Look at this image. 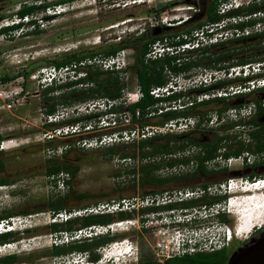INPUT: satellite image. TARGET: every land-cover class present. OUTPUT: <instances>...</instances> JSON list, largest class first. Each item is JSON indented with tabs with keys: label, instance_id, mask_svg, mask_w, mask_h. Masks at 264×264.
Returning a JSON list of instances; mask_svg holds the SVG:
<instances>
[{
	"label": "rangeland",
	"instance_id": "1",
	"mask_svg": "<svg viewBox=\"0 0 264 264\" xmlns=\"http://www.w3.org/2000/svg\"><path fill=\"white\" fill-rule=\"evenodd\" d=\"M53 1L55 0H0V27L11 24L12 21H17L18 18H16L15 12L23 4L32 2L39 4ZM173 1L175 0H145L143 3L132 4V0H74L70 3L61 5L62 8L59 12L47 9L45 11L46 14H38L39 20L36 24H25L22 29H19L11 35L5 36L0 34V138L4 144L7 143L3 146L4 149L2 150L3 153L0 155V158L4 162V171L2 174L11 180L10 184L0 186V213L31 208L34 207V203L36 202L45 199L55 200L57 197L64 195H67V198L70 200L78 198L80 200L77 201L84 204H96L98 202L107 201L108 199H117L127 194H133V192L128 191L127 188L132 181L138 179V174L131 172V170L137 169L140 164L138 156L130 157V159H122L118 155H109L106 148L111 145L120 144L124 148L123 151L131 153L134 151V146H132V144L138 141L137 138L131 137L130 139H125L120 142L112 144L107 143L99 146H93L94 143L87 141L94 137L109 134L115 130L130 128L132 132L140 128L138 123L135 124L132 122L130 114L125 111L126 106L135 101L136 98V77L132 69L128 67L127 73L123 74V76H127V80H124L125 87L123 89L122 98L120 99V106H122V109L118 108L116 110L118 120H116L114 127L98 128V125H95V128L90 129L88 132L81 130L80 133L75 135L53 136L52 138H45L44 133L50 132L52 128L57 126L49 125L48 117L43 106L44 99L42 88L34 76L41 68L47 67L49 64L51 65V60L60 58L67 52L77 51L86 53L90 50L118 43L125 38L124 36L129 33V30L131 31L143 26V23L147 21L148 18L167 17L168 21H174L176 20L174 18L189 16L191 14L192 11L190 12L187 8V5L191 3H186L184 0L171 3ZM195 1L200 2V0ZM124 2L128 3V6L124 7ZM255 2L260 3L261 1ZM195 8L196 11H198L196 6ZM54 14H56L55 17L50 20L41 18V15L49 16ZM24 23H26V20ZM168 32L173 33L176 32V30H169ZM151 34L153 33L151 32ZM133 38L134 35L128 39ZM175 39L177 38L175 37ZM156 43L157 41L152 44V47L157 46ZM263 46L264 45L258 47L257 51L262 53ZM122 52H124L128 58V66H131L134 62V51L127 48L123 49ZM252 52L254 51L251 47L244 51L245 54ZM23 69L31 70L27 77L24 76L23 78L17 76L9 81H3L1 79L5 74L14 76ZM262 70L261 72H263L264 75V68H262ZM209 74L210 71H208V69H199L192 77L196 83L194 85L198 86L199 80L209 82H203V84H210L213 80L210 81ZM219 75H221L220 72ZM232 77L233 76L226 75L221 78ZM174 79L177 78L174 76L170 78V80ZM73 88L81 87L75 86L63 90L66 92ZM217 89L219 88L213 87L212 91L214 92ZM192 96L196 98V102L199 101V93H192L189 99H191ZM252 97L253 92L251 95L243 98L244 101H242V105L247 104L246 106H252L255 103L249 101ZM262 99H264V96H261L260 100ZM232 101L233 99L230 98L227 99L226 103H210L193 110L198 111L199 114L203 112L207 114L210 112L211 116L206 126H204V124L201 125V128L192 133L191 137H199V131L204 130V134H206L205 131H210L211 129L212 131L210 132L217 133L218 135H236L237 139L241 141L244 140V138H246L245 142L249 141L248 133L252 129L251 125L240 124L232 128L229 127V125L232 122H239L240 120L247 121L253 117L254 113L251 111L252 114L248 112L244 115H234L233 111H229L231 109L229 104ZM6 102H9L10 106H7ZM87 102L88 101L85 103H73L72 107L59 103L56 110L58 113H64V119L62 120L72 119L76 116L86 114L87 111L92 109L93 113L91 114H96L94 113L97 112L95 111L96 109L87 107ZM73 106L77 108L74 111H72V109H74ZM97 106L100 107V109H104L101 102ZM220 109H223L221 113L218 111ZM147 117L149 118L150 126H155V122L159 119L156 114H147ZM97 118L98 116H94L90 119L78 121L76 124L80 123L79 125L81 126V124L86 123L94 126ZM193 122H195L194 118L186 122L182 120L181 125L177 123L176 126L169 127L170 129H166L167 131H163V133H179L187 129L194 130ZM185 123L188 124V128L186 129H184ZM210 132L209 134H211ZM136 152L135 150V154ZM54 158L62 160V162H65L67 165L78 167L76 175L72 177L69 174L67 176L69 181L68 183H64V185H58L57 183V186H55L54 182L44 173L46 161ZM216 163L217 165H214ZM244 166L245 164L243 165L238 161L225 162L220 157L208 164L209 168L220 169L226 167L233 172L242 171ZM249 166L248 164L247 167ZM194 168L195 165L190 163L187 166L177 167L173 170L168 169L170 171L167 172V175H169L171 171L173 174H178L184 171H191ZM249 171L250 169L247 170V173H249ZM230 177L236 179L233 184H236L235 186L237 188L232 184L231 186L234 187L228 192L226 187L220 188L217 183H214L216 184L214 187H211L209 190L207 188L209 194H226L227 198L231 197L232 201H236L245 198V196L253 194L259 196L264 193L251 192V194L248 195H238V192H242L238 186L247 185V182L245 178H236L232 172H221L210 176L196 175L195 177L179 180L175 183L178 187H184L197 185L203 181L216 182L220 179H228ZM241 208L243 209L245 207ZM225 213L228 218V223H225V225L234 232V227L243 219L244 215L242 214H244V212L239 215L236 212H230L228 208ZM185 215L188 214L183 213L181 218H186ZM177 217L176 212L171 219H176ZM167 218L170 217L162 216L156 221L159 223ZM202 218L203 219L199 217V220L192 222L193 228L199 229L197 231L193 230L192 233H203L212 239L214 236V226L216 227L222 223L219 222L217 217ZM152 221L157 223L154 218ZM143 222L140 223L139 228L147 229V227L143 225ZM186 223L187 222L180 224L185 225ZM260 227L264 228V224ZM260 227H254L249 234L242 235L241 237H237L233 234V239L227 246L229 255L240 246L243 241L259 231V229H261ZM166 230L168 229L165 228L164 231L166 232ZM156 233V229L145 233V239L142 243L145 253H147V255L154 254V259L158 257L157 243L162 242V239L167 240L170 238L168 234L163 236V234L159 233V235H156ZM124 241L126 240L124 239ZM125 244L128 245L130 249L129 253H131V242L126 241ZM133 253L134 252H132L129 257H131ZM160 253L159 251V254ZM83 255L85 254L81 256ZM128 258L126 256L125 261L129 262Z\"/></svg>",
	"mask_w": 264,
	"mask_h": 264
},
{
	"label": "trees",
	"instance_id": "2",
	"mask_svg": "<svg viewBox=\"0 0 264 264\" xmlns=\"http://www.w3.org/2000/svg\"><path fill=\"white\" fill-rule=\"evenodd\" d=\"M72 1L74 0H55L53 2H43L39 4L33 2L23 4L15 12L18 21H12L11 24L1 26L0 34L5 36L11 35L19 29H22V26L25 24H36L39 20L38 14H46L45 11L47 8L67 4ZM223 1L227 0H200V2H196L195 0H184L186 3H191L189 5L196 6L198 11L191 13L190 19L182 24L171 27L161 26L159 27L160 31L157 34H154L157 28L150 29L153 34H151L149 29H146L143 32L136 30L126 34L124 36L126 39L124 38L118 43L90 50L86 53L77 51L67 52L64 56L51 60L50 63L58 67L73 62H79L86 57L91 58L97 55H114L120 50L127 48L132 49L135 53L133 64L127 66L123 72L87 67L85 68L86 75L81 78L67 81L62 84L54 82L52 85L42 88L44 99L43 106L46 115L55 114L59 103L70 105L72 107L73 103H85L86 101L94 99H104L105 101L114 100L120 102L117 105H110V108L107 111L94 112L96 114H91L93 112H87L86 114L76 116L72 119H66L58 123L50 122L49 125L61 126L64 124H74L78 121L90 119L94 116L116 112L118 108L122 109V106H120V99L122 98L123 89L125 87L124 80H127L123 74L128 71L129 67L132 69L133 74L136 77V86L141 93V96L137 100L131 102L125 108V111L130 114V119L133 123H138L140 127L149 126L150 124L147 114L158 115L159 119L155 122V126H162L169 121H175L177 123L179 120L187 118H194L195 120L194 130L187 129L179 133H156L152 136L139 139L136 143L132 144V146H134V151L131 153L123 151L124 148L120 144L111 145L106 148L109 155H118L122 159H130V157H136L137 155L140 164L137 169H133L131 172L138 174V180L179 181L195 177L196 175L210 176L221 172H232L236 178H245V180L260 179L264 177V161L252 164L249 167L245 165L242 171L240 170L237 172L230 171L226 167L220 169L208 167V164L214 162L218 157L228 158L230 156H238L244 151L264 152V108L260 105L261 96H264V88L252 91L253 97L249 101H253L257 105L253 117L247 121L240 120L239 122H232L229 125L231 128L240 124L251 125L253 130L251 129L248 133L249 141L247 142H245V140H242V142L237 139L236 135H218L217 133H212L210 132L212 131L211 129L210 131H205L206 134H204V130L199 131V137H191L192 133L201 128V125L204 124V126H206V123L211 116L210 112L207 114L206 112L199 114L198 111L193 110L210 103H226L227 99L230 98L233 99L229 104L231 106L230 108H237L243 104V98L251 95L252 92L233 93L219 97L215 96L198 102H196V98L192 96L190 104L183 103L184 105L177 106L175 104L180 97L186 96L189 99V96L192 93L196 92L200 94V92H211L213 87L227 89L229 86H238L243 84L248 78L242 76L223 78L211 82L210 84H201L189 88L185 92L175 93L165 97L154 96L151 93L152 88L166 85L173 76L191 78L199 69H208V71L224 70L228 72L229 68L232 66H240L254 62L264 63V52L261 53L257 51L258 47L264 45V32L207 44H204L198 39L199 33L206 36L211 35L210 32H206L205 27L207 25L219 23L230 17L249 15L257 10H264V0H262L260 3H252L248 6H242L225 13H220L218 7ZM43 15H41L42 19L50 20L55 17L56 14L49 16ZM25 20L26 23H24ZM253 22L254 21H243L232 25V27L242 30L245 27L252 25ZM169 30H176V32L170 33L168 32ZM132 35H134V38L128 39L131 38ZM175 37L177 39H175ZM156 41L166 43L175 50L173 52H165L154 59L146 60V53ZM188 41H198V45L181 51L176 50L180 45ZM250 47L254 52L245 54L244 51ZM30 71L31 70L23 69L22 71L17 72L14 76H8L5 74L1 79L3 81H9L20 75L27 77L30 74ZM75 86H80L81 88H73L66 92L63 90ZM223 109L218 111L221 113ZM127 129L130 130V128ZM209 132L211 134H209ZM135 150L137 151L136 154ZM2 153L3 151L1 150L0 155H2ZM190 163L195 165V168L191 171H184L178 174L174 173L173 175L164 177L158 176L157 174V171L160 168L174 169L180 165H189ZM214 165H217V163ZM248 169H250L249 173H247ZM3 171L4 162L0 158V186L11 183V180L2 174ZM77 171V166L67 165L65 162H62V160L56 158L47 160L44 169V173L47 177L60 172H68L73 177L76 175ZM224 180L226 179H220L216 182L203 181L202 183L197 184L199 185V188L203 190V193L200 196L182 201L178 204L182 206L200 207L224 202L227 198L226 194H209L206 190L210 185L220 183ZM68 181L69 180H67L66 183H68ZM67 197V195L57 197L55 200H51L50 203L55 204ZM12 212L14 211L11 210L6 213ZM110 217V214L94 215L85 218L84 220H87L88 223L101 222L102 219ZM217 218L221 223H228L227 214L225 212L218 214ZM4 235L6 234H2V236ZM100 241L102 240H96L95 242ZM228 257L229 253L227 248L223 247L212 252H196L191 255L175 257L169 259L167 262L176 264H226Z\"/></svg>",
	"mask_w": 264,
	"mask_h": 264
},
{
	"label": "built area",
	"instance_id": "3",
	"mask_svg": "<svg viewBox=\"0 0 264 264\" xmlns=\"http://www.w3.org/2000/svg\"><path fill=\"white\" fill-rule=\"evenodd\" d=\"M136 1H140V0H132V4H134ZM141 1L142 2L140 3H143L145 0H141ZM254 1L255 0H227L219 4L218 10L220 13H225L231 8H235L240 5L246 6V5L251 4ZM123 6L124 7L128 6V3L124 2ZM61 8H62L61 5H58L56 7H51L47 9H49L50 11L59 12ZM187 8L190 12L196 11V8L192 5L188 4ZM261 14L262 13L259 12V13L253 14V16L254 17L260 16ZM190 17H191V14L189 16L174 18L176 19L174 21H168L167 17H163V18L152 17V18H148V20L145 21L143 23V26H140L138 30L139 32H143L147 28L153 29V28H157L161 26L171 27V26L182 24L188 21ZM251 17L252 16H248L247 18L249 19ZM241 21H245V17H233L230 19V22L232 24H236ZM226 24L227 23L225 21H221L213 25H207L205 27L206 32H210L211 35L206 36V35H202V33H199L198 36L203 38L202 41L204 44H207V43H216V42L227 40L230 38H238V37L246 36L248 34H252L254 32H260L264 30V23L263 24L256 23L254 25L247 26L242 30L238 28H228L224 32H219V33L216 32L217 27H224L226 26ZM197 45H198V41H190V42L188 41L180 45L176 50L181 51L186 48L195 47ZM152 46L153 45H151L150 49L145 55L146 60L154 59L161 55V52L158 49V46H155V47H152ZM174 50H172L171 52H173ZM122 51L123 50L117 52L114 55H109V56L97 55L91 58L86 57L79 62H73L71 64L58 66V67L56 65L51 64V65H48L47 67L41 68L42 70L41 69L38 70L37 74L34 77L37 79V82L40 84V87L45 88V87L52 85L54 82H56L57 84H62L67 81H72V80L81 78L86 75L85 68L87 67H98L101 70H107V71L114 70V71L123 72L128 66V58L126 54ZM262 66H264V63L254 62V63L244 64L240 66H232L229 68L228 72L224 70L211 71L209 74L210 81L212 80L216 81V80L222 79L221 77H225L226 75L233 76V77L235 76L246 77V75L249 74L250 72L257 73V75L254 76L253 78L247 79L243 84L238 85V86H230L227 89H217L215 90L216 92L211 91V92L200 93L199 101L204 100V99H209L215 96H218V97L226 96V95H230L231 93L232 94L233 93H246V92H250V91H253L259 88H264V75H261L263 74V72H261L263 71ZM219 72L221 73V75H219ZM19 77L24 78L23 75H20ZM125 78L127 79V76H125ZM176 78L177 79L170 80L166 85L162 87L152 88L151 93L154 96H160L163 92L168 93L170 91V87L175 85L174 83L176 81H182L183 83H185V85H188V86L196 84L195 80L192 79V77L191 78L176 77ZM203 82L209 83V82H206L205 80L203 81L199 80V84L200 83L203 84ZM140 96H141V93L139 89H137L136 87L135 100H137ZM191 101L192 100H189L188 98H186L187 104H190ZM100 102L104 106V109L108 108L110 105H117L120 103L119 101H114V100L105 101L104 99H96V100L88 101L87 107L94 108L96 109L95 111L102 110L100 109V107L97 106L100 104ZM6 105L10 106L9 102H6ZM175 105L177 106L179 104L176 103ZM246 105L247 104H244L237 108H231L229 111L231 112L233 111L234 115L236 114L244 115L245 113H248V112L251 113V111H253V113L256 112L257 105L255 103L252 106H246ZM260 105L262 106V108H264V99L260 101ZM76 109L77 108H75L74 106V109H72V111ZM92 110L87 111V112L90 113L92 112ZM116 115H117V112H111L109 115L110 116L109 118L105 116H98L97 118V121H98L97 125H99L98 128H104V126L108 123L110 124V126L114 127V125L116 124V120H118ZM63 116H64L63 112L61 113L56 112L55 114L47 115L49 123L56 122L59 119H61ZM191 119L192 118L181 119L177 123L181 125L182 120L186 122ZM177 123L175 121H169L162 126H150L149 125L145 127H140L137 130H134L132 132L131 130H128V129L115 130L114 132H111L109 134H104L102 136L94 137L87 141H89L90 143L91 142L94 143V145L92 144L93 146H99V145H104L107 143L112 144L115 142H120L125 139H130L131 137H135L137 138V140H139V139L152 136L156 133H163V131L169 130L170 129L169 127L176 126ZM79 124L80 123L64 124L61 126L54 127L51 129L50 132L44 133V136L45 138H48V137L52 138L53 136L75 135V134L80 133L81 130L85 131L83 127H81ZM94 128L95 126H93L92 124L86 125L85 129H88V130H86L85 132L90 131V129H94ZM186 128H188L187 123H185L184 129ZM244 140L246 141V138H244ZM3 146H4V143L1 141L0 151L4 149ZM222 160L225 162L226 161L228 162L238 161L243 165L244 164L252 165V164H257L259 162L264 161V152L244 151L238 156H230L228 158H222ZM181 166H185V165H180L179 167ZM68 175H69L68 172H60L58 174L50 176L49 178L54 182L55 186H57V183L58 185L59 184L64 185V183H66L67 181L66 179H68L67 178ZM235 180L236 179L234 177H230L217 184L220 188L226 187L227 189H232L236 185V184H233ZM232 184L234 186H231ZM215 185L216 184L208 187V190L211 187H214ZM202 193H203V190L201 189H197L195 191L190 190V189L179 191L177 193L179 198H177L175 201L182 202V201L190 200L193 197L195 198V196L197 195L200 196ZM126 202H127V199H109L107 201L98 202L86 208H78V209L75 208V209H72L71 211L59 210L53 216L56 219L66 222L71 219L84 218L86 216L105 215V214L112 215V214L120 212L122 210V207L120 206L126 204ZM164 202L171 203L173 202V200L165 199ZM150 203L153 204L152 200H150ZM201 208H202L203 216L211 215V217H217L218 214L224 212V206L221 204V202L214 203L209 206H201ZM185 216H186L185 220H188L189 222H191L190 215H185ZM13 219L14 218H11L10 219L11 221L0 220V234L10 233L12 231H15L16 224L14 223ZM181 219L182 218L180 216H178L176 219H171V217L167 218L164 220L165 225H161V223L159 222L160 225L163 227L159 233L163 234V236L167 235L168 233L164 231V226H170L171 224H176V225L180 224L178 223V221ZM125 223L126 221L118 220L116 222H112L109 224H99V223L93 224L88 227L77 228L73 230V234L76 237V239H80L83 237L88 238V239H92L94 237H103V236L108 235L109 231H111L113 234L117 232H123L124 231L123 229H125L123 225ZM159 223L158 221L157 223H154L152 222V220H150L148 222L144 221L143 225L148 228L156 224L159 225ZM193 230L197 231L199 229L190 228V229L184 230L182 228H179L175 230L174 233L169 235L170 237L169 239L167 240L162 239V242H158L156 245L158 249V253H157L158 257L155 258V261L157 262V264H176V263H168L167 261L169 259L180 257L185 254L191 255L196 252H212L214 250H219L223 247H227L229 245V242L232 241L233 239V231L228 226H226L224 223L219 224L216 227L214 226V230H213L214 236L212 237V239L203 233L201 234L192 233ZM126 241L124 240L112 241L102 246L99 251V256L95 260L88 259L89 256L86 255L87 253L83 255L81 258L83 260L85 259L84 264H127V261H125L126 256H122V254H120V252L122 253L125 250L124 246L126 245L125 244ZM7 246H10V245H7ZM5 249H8V247L0 245V253L3 252ZM159 251L161 252L160 254H159ZM77 260H80V259H77Z\"/></svg>",
	"mask_w": 264,
	"mask_h": 264
},
{
	"label": "flooded vegetation",
	"instance_id": "4",
	"mask_svg": "<svg viewBox=\"0 0 264 264\" xmlns=\"http://www.w3.org/2000/svg\"><path fill=\"white\" fill-rule=\"evenodd\" d=\"M177 1L179 0H175L171 3ZM255 1L258 2L262 0ZM255 1L252 3H256ZM259 12L262 13L260 16H253V14ZM248 16L252 17L248 19ZM243 17H245L244 22L254 21L252 25L256 23L263 24L264 10H257L249 15H243ZM231 18L233 17L227 19ZM232 25L234 24H231L229 28H234ZM262 32H264V30L252 34H259ZM262 48L264 52V46ZM168 169L170 168H160L157 171L158 176L164 177L173 175L172 171L167 175V172L170 171ZM175 182L176 181H140L138 179L132 181L127 190L132 191L133 194H127L124 197L117 198L127 199L126 204L120 206L122 210L112 214L110 218L102 219L101 222L88 223L87 220H84L90 216L63 222L53 216L59 210L71 211L75 208H86L93 205V203L84 204L77 201L80 200L78 198L75 199L76 201L65 198L55 204H51V200L45 199L34 203V207L31 208L17 209L12 213H0V220L11 221L10 219L14 218L13 221L16 224L15 231L4 233L6 234L4 236L0 234V245L8 247V249L0 253V264H84L85 259L83 260L81 258L82 254L87 253L86 255L89 256L88 259L95 260L98 258L102 246L112 241L124 239L131 242L132 252H134L132 256L128 258L129 262H127V264H157L154 259V254L147 255L142 243L145 239V233L156 229V235H159L163 227L160 224H156L152 226V228L148 227L147 229H141L139 228L140 223L142 221L148 222L153 218L156 221L162 216L172 217L179 210L185 211V214L187 211L190 212V210L194 208L193 206H182L178 204L180 202L175 201L179 198L177 193L186 189L193 191L200 189L199 185L178 187ZM165 199L173 200V202L165 203ZM150 200H152L153 204L150 203ZM118 220L126 221L123 233L117 232L113 234L109 231L107 236L94 237L92 239L85 237L76 239L73 234V230L80 227H88L98 223L109 224ZM192 224V222H187L185 225L171 224L170 226H164V229H168L166 232L168 235H171L177 230L176 228H183L184 230L193 228ZM96 240L102 241L95 242Z\"/></svg>",
	"mask_w": 264,
	"mask_h": 264
},
{
	"label": "clouds",
	"instance_id": "5",
	"mask_svg": "<svg viewBox=\"0 0 264 264\" xmlns=\"http://www.w3.org/2000/svg\"><path fill=\"white\" fill-rule=\"evenodd\" d=\"M140 2H142L141 0L140 1H136L134 4H136V3H140ZM242 6H244V5H240V6H238V7H235V8H231L230 10H232V9H237V8H240V7H242ZM56 7V6H55ZM229 11V10H228ZM238 17H243V16H238ZM226 20V26H224V27H217V29H216V32L217 33H219V32H224L226 29H228L229 28V26L232 24L231 22H230V19H224L223 21H225ZM18 21V20H17ZM16 21V22H17ZM241 22H243V21H241ZM23 27V26H22ZM139 29V27L138 28H135L134 30H132V31H128V32H133V31H136V30H138ZM198 39H200L201 41H202V37H199ZM203 42V41H202ZM157 46H158V49L160 50V52H161V54H164L165 52H171L172 50H174V48L173 47H171L170 45H168V44H166V43H161V42H157ZM262 68H264V66H262ZM211 72V71H210ZM258 74H260V73H258ZM257 75V73H252V72H250L249 74H247L246 75V77L245 78H248V79H250V78H253L254 76H256ZM214 82V81H213ZM211 83V82H210ZM175 85H173L172 87H170V91L168 92V93H165V92H163L160 96L162 97H165V96H169V95H172V94H175V93H180V92H185V91H187L189 88H192V87H195V85H185V83H183L182 81H176L175 83H174ZM202 83H200L199 85H201ZM186 96L185 97H180L177 101V103L180 105H184V104H187V102H186ZM184 103V104H183ZM110 107H108L107 109L105 108V109H102V110H99L100 112L101 111H107L108 109H109ZM98 112V111H97ZM110 113L111 112H109V113H106V114H104V115H101V116H105V117H107V118H109L110 116ZM62 119H64V116L61 118V119H59L58 121H56V122H54V123H58V122H61V121H63ZM97 124H98V121H95V124H94V126L96 125L97 126ZM86 125H88V124H81V127H83V129L86 131V130H88V129H85L86 128ZM100 125H102V124H100ZM99 126V125H98ZM97 126V127H98ZM105 127H110V124L108 123V124H106L105 126H104V128ZM88 132V131H87ZM263 180H264V177H262V178H260V179H254V180H246V182L247 183H253V182H263ZM241 187V186H240ZM239 187V188H240ZM236 188V187H235ZM233 189V188H232ZM232 189H227V191L229 192V190H232ZM240 190L242 191V189L240 188ZM250 190V189H249ZM233 191H235V190H233ZM232 191V192H233ZM226 192V191H225ZM255 195V194H254ZM195 197H197V196H195ZM232 201V199H231V197H228V198H226V200L224 201V202H221V204L224 206V212L225 211H227V209L229 208V203ZM187 211V210H186ZM195 211V212H194ZM229 211V210H228ZM183 213H185V211H182V210H179L178 212H177V215L178 216H180L181 217V215L183 216ZM187 214L188 215H190V217H191V222H193V221H196V220H199L198 218L199 217H201V219H203L202 217H204V218H207V217H211V215H208V216H203V214H202V208H201V206L200 207H194L193 209H191L190 210V212H188L187 211ZM185 222H189L188 220H185V217L183 218V219H181V220H179L178 221V223H185ZM161 223V225H165V221H162V222H160ZM241 223L239 222V225H240ZM233 234H234V232H233ZM131 246V245H130ZM124 248H125V250H128L129 252H130V249L128 248V245L126 244L125 246H124ZM131 254L129 253V255L128 256H130Z\"/></svg>",
	"mask_w": 264,
	"mask_h": 264
},
{
	"label": "bare ground",
	"instance_id": "6",
	"mask_svg": "<svg viewBox=\"0 0 264 264\" xmlns=\"http://www.w3.org/2000/svg\"><path fill=\"white\" fill-rule=\"evenodd\" d=\"M249 189L250 190H243L242 192H238L239 193L238 195H248L251 194V192L253 193L264 192V181L251 186V188ZM256 199L257 198L255 197L248 198V196H245V199H238L236 201H231L229 203L230 212H234V213L236 212L239 215L240 213L242 214V212H244V214L242 215H244L245 218L249 219V226L247 227L241 224L239 225V223L236 224V226L234 227V235H236L237 237H241L242 235L249 234V232L254 227H260L264 224V196H260L258 200ZM241 207H245V208L242 209ZM120 254H122V256H128L129 251L124 250L122 253L120 252Z\"/></svg>",
	"mask_w": 264,
	"mask_h": 264
},
{
	"label": "water",
	"instance_id": "7",
	"mask_svg": "<svg viewBox=\"0 0 264 264\" xmlns=\"http://www.w3.org/2000/svg\"><path fill=\"white\" fill-rule=\"evenodd\" d=\"M159 31L157 27L154 34ZM226 264H264V228L243 241L229 255Z\"/></svg>",
	"mask_w": 264,
	"mask_h": 264
}]
</instances>
